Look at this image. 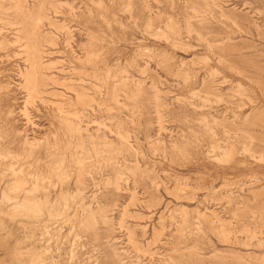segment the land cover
Listing matches in <instances>:
<instances>
[{"label": "rangeland", "instance_id": "obj_1", "mask_svg": "<svg viewBox=\"0 0 264 264\" xmlns=\"http://www.w3.org/2000/svg\"><path fill=\"white\" fill-rule=\"evenodd\" d=\"M96 1L0 0V264H27L31 252L43 264H168L170 257L177 264H264V246L244 229L264 223V0ZM188 20L205 39L187 32ZM146 22L157 31L172 23L175 44L150 34ZM33 51L47 67L40 72L48 84L29 98L25 74ZM89 52L98 70L111 76L125 70L129 89L141 83L135 102L121 95L128 105L119 108L90 84L98 70L77 62ZM54 75L85 94L80 125L94 141L112 140L111 150L92 149L84 132L89 151L80 158L76 137L58 117L82 105L61 107L71 91L51 84ZM153 93L163 104L160 118ZM133 103L143 114L129 122ZM199 115L220 123L214 139ZM117 128L128 135L125 148ZM173 138L182 151L170 149ZM231 144L226 158L221 152ZM247 144L250 152L242 149ZM60 156L64 163L56 167ZM117 172L126 180L112 189L106 180ZM35 173L48 174L49 205L60 191L74 201L32 219L14 199L2 198L7 187L10 196H23ZM97 206L108 221L82 228L80 220ZM183 215L188 227L178 231Z\"/></svg>", "mask_w": 264, "mask_h": 264}, {"label": "bare ground", "instance_id": "obj_2", "mask_svg": "<svg viewBox=\"0 0 264 264\" xmlns=\"http://www.w3.org/2000/svg\"><path fill=\"white\" fill-rule=\"evenodd\" d=\"M95 3L96 4H100L99 3V0H97ZM66 6H68V5H66ZM164 24L165 23H163V25ZM154 29L155 28L152 27V25H151L150 22H146L145 23V30H147L150 34H153L156 37L158 36L161 39L168 40V41L172 42V44H175L176 41H175V39L173 37V34L177 33V30H176V27L172 23L166 24V29L170 33H168L166 29H164V30L163 29H160L158 31L157 30H154ZM186 29H187V32L188 33L194 31V32H196L197 36L200 39H205V38H203V36L199 32L196 31V28H195L194 24L190 20H188L186 22ZM3 30H5V29H3ZM7 31H8V29H7ZM18 31H20V30H18ZM28 36H29V34H28ZM13 41H16V40H13ZM66 42H67V40H66ZM206 42H207V47L209 49H211V43H210V41H206ZM8 43H10V41H8ZM49 43L52 44L53 42L50 41ZM144 49L147 52H149L151 50L149 47H144ZM25 53H27V52H25ZM40 58L41 57L39 56L38 53H36L34 51L31 52V56H30V67L28 68V70H27V72L25 74V83H26V86H27L28 97L29 98H32V97L38 95L41 92L40 86H42V85L45 86V85L48 84V82H45V78L42 77L41 72H40L42 69L47 68V67H45V65L43 64V62L40 60ZM94 60H95V58L92 57L91 52L87 53L84 59L77 58V62H80L81 64H84L86 62V63H88V65H90V67H92L94 69V71H96V70H98L100 68L97 65V60L95 62H94ZM63 61L64 60L62 59V62ZM50 64H51V62H50ZM51 65H53V64H51ZM57 70H59V69H57ZM20 72H22V71H20ZM123 72H125V70H121L118 73H114V75L111 76V74L109 72V69H105V70L104 69L103 70L101 69V70L96 71L93 74V79H95V82L94 83H90V84H93L94 85V87L96 88V90H99L100 91V89H103L105 91V93L107 94V98L109 100L111 99L112 102H113V104L116 105V106H118L119 108H127L126 107V104L127 103L125 104L119 98V97H121V95H122L123 99L125 98L127 100H130V101L135 102V100H137V97H138L137 95L141 92V89H142L141 83H139V82H134L133 85L135 87V90L134 89L133 90L132 89H129V86H130L129 83L130 82H128L127 76H125L123 74ZM210 73L213 74L214 71H210ZM48 79H49V82L51 84H53V85L54 84L64 85L65 86L64 88L66 90L71 91V93L66 94L67 97H66V99L64 101H62V106L61 107L64 108V107H67V106L72 105L74 103L79 104V105H82V108H80V109H77V110L76 109H73L72 111H69V112H61V114L58 117V119H59L60 123L69 132H71L73 134V136L76 137L75 148H80L81 149V151L79 152L81 154L80 158H82V157L84 158V157H86L85 154L88 153L89 150L86 147L85 141L83 139V133L84 132L87 133V134H89V133H88L87 129L82 128V126L80 125V122H81V120H80V114H83L82 111L85 109V106L87 105V97L85 96V94L83 92H80L79 90L74 89L73 86H70V84H67L65 82V78H62L63 80L60 81L59 76L54 75V76L49 77ZM152 88L156 91V87L155 86L152 85ZM155 95L156 94L153 93V98H154L153 107L155 108L154 111H156V113H157V118H160L161 116H160L159 110H160L161 107H163V104L160 102L161 100H159L160 98L158 96H157L158 97V101H157V99H155V98H157ZM203 100L204 101H209V98L208 97H203ZM25 101H26V99H25ZM105 101H104V104H105ZM191 104L195 106L194 103H191ZM128 110H129V115H125V119L128 120L129 122H135L136 119L138 120L139 116H142V114H143V111L140 108V106H138L135 103H133V105L131 106V108L128 109ZM262 113H263V111H262ZM255 117H257V115ZM117 119L120 120V118H117ZM183 120L185 122H187V123L189 122V119H188L187 116H184L183 117ZM196 120H198L201 124H203V126H204V133L210 134L209 136H211L213 138L214 137L213 136V134H214L213 133L214 132L213 127H214L215 124L218 126L220 123L217 122V120L216 119H213V118H212V121H209V119L205 115H199V116H197L196 117ZM252 121H254V120H252ZM187 127L190 128V131L194 132V130L190 126H187ZM221 127H222V131H226V132L229 131V128H226V126L222 125ZM115 134L117 136L118 141L120 142V144L124 148L127 145H129V143L127 141L128 135H127L126 132H124L123 130H120L119 128H117V131H115ZM180 136L182 138H186V134L185 133H181L178 137H180ZM89 137H90V140H91V147H92V149L98 150L97 147L100 146V145H102L107 150H111V147L113 145V142H112V140L107 139L104 135H102L100 137H97L96 138V141H94L93 136L91 134H89ZM194 137L197 140L198 139V134H194ZM178 140L179 139H177V138H173L172 139L171 145H170V149L171 150H173V151L174 150L175 151H182L184 149L183 147H181L179 145ZM55 143H56V141H55ZM154 144H156L159 148H162V151H167V147L164 145V143H159V141H157ZM50 147L51 146L48 144V142L44 146L45 150L49 149ZM242 149L244 151H248V152L251 151L248 144L247 145H244L242 147ZM234 150H235V146L233 144H231L230 146H227L221 153L223 154L224 157L229 158V157H232ZM250 155L253 156L254 153L251 152ZM55 163L57 164L56 167H60L61 165H63V163H64L63 156H60L59 157V160L56 161ZM47 176H48V174L45 175V174L35 173V178L32 179V180H29V185L26 188H23V190H24L23 196H18L16 194H14L13 196H10L9 193H8V188L9 187L4 188V190L2 191V198L4 200L14 199L13 202L15 204V207L16 208H21L23 210L24 209L25 210H28V212H30V214H31L30 217L32 219L33 218L40 217L44 213L43 212L44 209H47L48 210L49 206L52 207V210H53V213H54V211H57L58 206H64L67 203H69L70 201H74V199H75L74 197L68 196V194L65 191H60V193L58 194L57 200L54 203H51L49 205V200L50 199H49L48 191L46 190L47 184H45V182H46L45 179H46ZM124 180H126V179L124 177H122L121 172H117V173H115V175L112 178H108L106 180V183L109 184L112 189H119L120 186H121V182L124 181ZM77 183L79 185H82L83 184V182L81 180H78V179H77ZM38 191H42L43 195L39 196L38 195ZM77 204H78V206H81L79 203H77ZM126 209H127L126 207L123 208V213L126 212ZM104 213H105V210H104V208L102 206H97V208H96L95 211L94 210H90V211L86 212L85 215H84V218L82 220H80L81 227L82 228H85V227H93V225L95 224V222H96V220L98 218L101 219V221H103V222L108 221V218L106 216H104ZM216 218H218V217H216ZM172 219L174 220L173 217H172ZM218 223H219V221H218ZM175 225H176L175 229H177L178 231L185 230L188 227L187 217L185 215H183V217L181 218L180 221H175ZM161 226H162V229L164 230L165 229V228H163L164 225H161ZM262 227H264V223L261 224V226L259 227L258 230H257V227H254V228H256L254 230L247 229L248 227L247 228L246 227L244 228L247 231V233L249 232L250 239H252L253 237H257L256 243H255L256 246H264V237L263 236H258V234H257V233H259V234L264 233L262 231ZM162 229H161V231H162ZM157 231H160V230H157ZM222 234L224 235L225 232L223 231ZM95 235L96 236H94L93 239H94V241H98L101 234L97 231ZM130 236L131 235H129V237ZM153 238H155V237L153 236ZM153 241H155V239ZM115 255L116 254H112V257L114 259H117L116 261H119V258L118 257H115ZM259 258H260V260L264 261V256H261ZM27 264H43V262H42L40 256L37 253H32L31 252L29 254V256H28ZM118 264H122V263L118 262ZM168 264H177V263H176V261L174 260L173 257H170V260H169Z\"/></svg>", "mask_w": 264, "mask_h": 264}]
</instances>
